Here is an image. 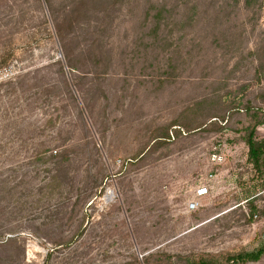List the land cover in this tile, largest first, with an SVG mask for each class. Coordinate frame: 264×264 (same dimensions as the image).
I'll return each instance as SVG.
<instances>
[{
  "label": "rangeland",
  "instance_id": "374dc122",
  "mask_svg": "<svg viewBox=\"0 0 264 264\" xmlns=\"http://www.w3.org/2000/svg\"><path fill=\"white\" fill-rule=\"evenodd\" d=\"M252 129L264 0H0V264H264Z\"/></svg>",
  "mask_w": 264,
  "mask_h": 264
},
{
  "label": "trees",
  "instance_id": "16d2710c",
  "mask_svg": "<svg viewBox=\"0 0 264 264\" xmlns=\"http://www.w3.org/2000/svg\"><path fill=\"white\" fill-rule=\"evenodd\" d=\"M70 62V61H69ZM70 66H72L69 63ZM245 143L248 146V161L252 165L255 175L264 178V138H259L255 130L248 132ZM264 255V246L253 251H246L230 257L233 261L250 262L258 261ZM189 264H198L192 262Z\"/></svg>",
  "mask_w": 264,
  "mask_h": 264
},
{
  "label": "built area",
  "instance_id": "2783aa9c",
  "mask_svg": "<svg viewBox=\"0 0 264 264\" xmlns=\"http://www.w3.org/2000/svg\"><path fill=\"white\" fill-rule=\"evenodd\" d=\"M209 194V189L206 185L202 184L200 185L197 190H196V198H194L190 204H189V208L191 210H194L196 208H198L201 204L200 199L206 195Z\"/></svg>",
  "mask_w": 264,
  "mask_h": 264
}]
</instances>
